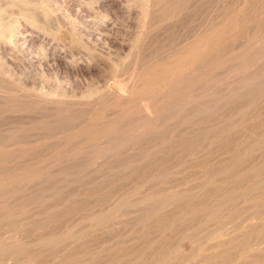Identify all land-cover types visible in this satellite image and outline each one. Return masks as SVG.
Listing matches in <instances>:
<instances>
[{
  "label": "rangeland",
  "instance_id": "1",
  "mask_svg": "<svg viewBox=\"0 0 264 264\" xmlns=\"http://www.w3.org/2000/svg\"><path fill=\"white\" fill-rule=\"evenodd\" d=\"M29 1L31 2L27 5L31 4V12L23 11L27 13L26 18L22 11L18 14L20 5L12 6L4 11L5 14L1 13L3 17L1 16L0 28L3 29L4 25L9 22L12 28L15 27L13 29L19 28L18 33L14 35L16 40L14 41L16 46L14 50L19 55L18 59L22 55V58L32 56L33 52L39 48L47 52L48 55L55 56L54 61L56 62L49 59L48 67L47 65L42 66L44 71L37 69L32 73V76H22L20 68L16 65L17 61L10 55V46L1 43L0 64L12 67V71L15 70L13 73L16 78L11 77L10 87L22 88L28 92V95L30 94V97L33 96L30 92L36 93L38 87H42L44 92L51 96L54 95L53 97L56 99L63 100V103L53 104L54 107H51V104L44 106L42 104L38 108L40 111L33 110L35 113L40 112V115L33 113V116L29 110H26V113L24 109L22 110V106L29 98V96L28 98L25 96L26 94H24L26 101L21 98L23 95L21 94L20 99L19 97L9 98L10 103L0 97L5 102L1 103L0 99V109H2L0 111V169H2L1 166L3 167L0 170V264H147L152 259L149 254L145 255L143 259L135 256L133 260H130L129 256L133 252L142 250L148 244L155 243L163 246L175 243L174 246H177L176 253L174 252V255L167 254V258L161 264H240L241 261V264H259L258 258H262V256L261 262L264 263V238H262L264 237V223H262L264 222V211H262L264 210V191H262L264 188V178H262L264 177L262 176L264 175V166L262 165L264 159L260 156V152L264 149V125H261L264 124V0ZM146 1L152 6H147ZM19 4L27 6L24 3ZM160 5H162L161 8ZM12 19L16 22L14 20L12 22ZM21 32L30 35L21 38L20 36L23 34ZM24 39L27 40L23 43ZM19 45L21 49L17 48ZM28 48H31V51H27L24 56L23 51ZM207 60L210 63L206 62ZM36 72L39 74L37 75ZM17 74L20 78L24 77L20 82L17 81ZM125 78H130L126 79L130 88L124 85ZM31 87L37 88V90L31 91ZM110 93L113 97L109 95ZM117 94L119 97L116 98ZM127 95L135 98L128 99ZM145 96L146 100L143 98ZM33 97L35 98V96ZM111 99L112 105L109 104ZM101 100H106V102ZM11 101H14L15 104L13 105ZM94 101L96 102L94 103ZM22 102L25 103L22 105ZM18 103L22 106H19ZM140 103L148 104V110L150 109L152 113L146 115ZM7 105L12 107L8 108ZM63 105H65L64 108H62ZM13 107H17L21 111L16 110V112L17 108ZM71 107L73 108L71 109ZM132 107L134 108L132 109ZM61 108L63 112L60 111ZM131 109L133 114H131ZM7 110L8 112H6ZM87 110H91L90 114ZM248 112L251 116L247 117ZM20 113L24 114V117H21ZM259 113L260 115H258ZM14 115L16 117L18 115V117L16 118ZM37 116H42L44 122L40 119L41 117L37 118ZM14 118L17 121H14ZM26 118L36 119L33 121L35 124L22 126L20 122L27 120ZM257 118H260L261 121ZM101 120L102 122H100ZM36 121H38L37 124ZM85 121L86 124H89H87L88 126H85ZM109 121L115 124H111ZM92 122L97 128H104L97 130L94 124L91 126ZM116 122L119 124L117 125ZM67 123H70L71 127L68 128ZM104 123L107 124L104 125ZM127 123L129 126H125ZM109 124L111 125L107 126ZM44 125L45 127L42 128ZM252 125L255 126L254 129ZM65 126L67 129L64 128ZM248 126L253 131L248 129ZM117 128L118 130H116ZM259 129H263V131ZM84 130L89 133H85ZM239 130L241 134H239ZM59 132L61 133L59 134ZM197 132H199L198 135ZM11 133L15 136H11ZM32 133H35V136ZM90 133L91 136H88ZM229 133L233 134L229 135ZM258 133L261 134L258 136ZM253 134H256L255 139ZM16 136L20 139L17 140ZM37 137L38 141H36ZM190 137H194L198 142V146L194 150L188 149V143L186 144V140H189ZM12 138H15L13 140L16 143ZM34 139L36 140L33 141ZM101 139L104 140L103 144ZM242 139L246 142L244 143ZM246 139L251 142L249 143V140ZM6 140L11 142L6 143ZM65 140H69V143L62 144ZM109 140L114 143L111 144ZM226 140L230 142L227 144ZM240 141L241 143H239ZM257 141L261 143V146ZM247 142L249 145L254 142L252 146L250 145L251 148ZM25 144L29 148L26 149ZM86 144L88 145L86 146ZM208 144H211L212 147ZM228 145L232 147L230 148ZM241 145L246 146L245 150ZM259 146L262 148L261 150ZM21 147H23L22 151ZM183 147L186 148L187 156ZM204 148L206 151L201 152V149ZM220 148L222 153L219 152ZM252 148L254 151L257 150L253 152ZM71 152L75 155H72ZM78 152L80 153L77 155ZM210 152L212 154H209ZM223 152L225 156L222 157ZM70 154L74 157H71ZM190 155L193 159L187 158L191 157ZM243 155L253 158L252 162L246 166V170L258 167L259 164L261 165L259 167L263 168L261 178L259 177L257 181L258 183L261 181L260 184L263 182V188L262 190L255 188L251 191L252 194L251 192L247 194V197L250 198L249 201L246 195L244 197L241 195L238 196L240 201H237L230 210L224 204L221 205V208L217 201L223 192L215 193V197L211 192L212 188L217 183L222 185L223 190L231 188L229 185H232L234 177L228 178L227 171L232 168L236 169V167H232L233 165L231 166L228 159L240 160L241 157H244ZM220 160L223 161L220 163ZM206 163L209 170L205 168ZM148 164L151 166H146ZM190 164L192 165L189 166ZM10 168L12 170L14 168L16 173H13ZM28 168L32 170L35 168L34 173ZM23 169H27L29 172L25 170V173ZM37 169H40L41 174ZM114 169L118 171H113ZM237 169L242 170V168ZM7 170L9 174L5 175L7 173L4 174L3 171ZM165 171L168 172L165 174ZM218 177L221 180H217ZM210 178L214 179L210 181ZM245 181L238 186L240 188L237 187L239 190L236 189L237 193H241L243 187L251 184L250 180ZM260 191L262 192L260 193ZM211 195H214L213 199ZM102 196H106V198ZM188 197L197 203H194L195 205L190 209L192 207H196V209L190 211L187 207V210L183 211V209L177 208L178 201ZM200 198H202L203 204L201 201L199 202ZM206 204L208 205L206 206ZM242 206L245 207V211L240 209ZM232 210L234 211L231 212ZM186 211H194L200 217L190 220L186 217ZM203 211L205 212L203 213ZM255 212L260 213L259 217L249 220V217ZM262 212L263 214H261ZM149 215H152L151 219H147L150 218ZM247 215L249 216L247 217ZM161 216L162 218H159ZM159 219L163 220L164 224L156 225L154 223ZM170 220L171 223L168 222ZM177 220L184 225L182 223L180 225ZM175 221L179 225L175 224ZM256 221L262 225L259 234L261 239L258 245V253L261 257L258 258L254 256L253 241L249 239L248 233H244L248 226L247 223ZM166 224H169L168 228ZM227 224L229 225L227 226ZM164 227L165 229H163ZM173 227L183 230L182 238L173 233ZM192 235L194 236L192 237ZM194 237L197 240H194ZM158 238L160 241H156ZM175 239L177 242L174 241ZM242 239H245L246 242L241 246L233 243L234 240ZM231 243L233 244L231 245ZM262 246L263 248H261ZM193 249L195 250L193 251ZM16 251L19 253L17 254ZM197 251L199 253L196 254ZM212 257L214 258L211 259ZM175 259L179 262H176ZM183 261L184 263H182Z\"/></svg>",
  "mask_w": 264,
  "mask_h": 264
},
{
  "label": "bare ground",
  "instance_id": "2",
  "mask_svg": "<svg viewBox=\"0 0 264 264\" xmlns=\"http://www.w3.org/2000/svg\"><path fill=\"white\" fill-rule=\"evenodd\" d=\"M33 1H34V0H33ZM147 1H148V0H147ZM147 1H146L147 6H148V5H149V6H152V4L150 5V3H147ZM149 1H150V0H149ZM149 1H148V2H149ZM30 2H31V1H29V0H0V21L2 20V17H3V15H2L1 13H3L4 11H6L7 8L10 9V7L15 6V5H16V6H17V5H18V6L20 5V7H19L20 9L18 10V11H19L18 14L21 13V11H22V12H23V11L26 12L27 10H29V11L31 12V10H30V8H31V4H28V5H27V3H30ZM3 3H4V4H3ZM19 3H24V5H27L29 8H28L27 6H26V7H25V6H22V5L19 4ZM54 3H55V2H54ZM144 3H145V2H144ZM2 4H3V5H2ZM2 6H4V7H2ZM154 6H155V5H154ZM154 6H153V8H154ZM161 6H162V5H160V8H161ZM37 7H38V6H37ZM151 8H152V7H151ZM148 9H149V8H148ZM154 9H155V8H154ZM155 10H156V9H155ZM155 10H154V11H155ZM11 11H13V10H11ZM157 11H158V10H157ZM9 12H10V11H9ZM147 12H148V11H147ZM149 12H150V11H149ZM158 12H159V11H158ZM15 13H17V12H15ZM23 13H24V12H23ZM3 14H5V12H4ZM24 14H25V17H24V18H26V14H27V13H24ZM11 15H12V14H11ZM22 15H23V14H22ZM145 15H146V14H145ZM1 16H2V17H1ZM4 17H5V16H4ZM11 17H12V16H11ZM17 18H18V17H17ZM17 18H15V19H17ZM29 18H32V17L29 16ZM33 18H34V17H33ZM9 20H10V19H9ZM13 20H14V19H12V22H13ZM14 21H15V20H14ZM32 21H33V20H32ZM34 21H36V20H34ZM15 22H16V21H15ZM1 23H2V22H1ZM0 25H1V24H0ZM2 26H3V25H2ZM16 26H17V25H16ZM13 28H15V27H13ZM13 28L11 27L10 22L7 23V24H5L4 27H3V29L0 28V29H1V30H0V44H1V43H4V44H7L8 46H10V47H9V48H11L10 55H11V57H13L14 60L17 61V62H16V65L20 68V70H21V71H20L21 75H22V76H25V77H28V76H30V75L32 76V73H33L35 70H37V69H41V71H44V70H42V66L44 67V65H47L49 59H50V60L52 59V60L54 61V59H55L56 57L53 56V55L51 56V54L48 55L47 52H45L44 50L39 49V48H38L37 51H35V50H36V48H35V50H34L35 52H33L34 54H32V56L29 55L30 57H26V58L23 57V58H22V56H23V55H22V56H20L21 58L18 59L17 56H19V55H18L17 53H15V50H14L15 47H16V46H15V42H14V41H16L15 38H14V35H15L16 33H18L17 30H18L19 28H17V30H16V29H13ZM212 30H213V29H212ZM21 33H23V32H21ZM19 34H20V33H19ZM189 34H190V33H189ZM29 35H30L29 33H26V32H25V33H23L20 37L22 38V37H26V36H29ZM26 40H27V39H24V40H23V43H24ZM29 40H30V39H29ZM19 41H22V40H19ZM19 41H17V42H19ZM17 42H16V43H17ZM19 44H20V43H19ZM21 44H22V43H21ZM25 44H26V43H25ZM28 45H29V44H28ZM3 46H4V45H3ZM24 46H25V45H24ZM26 46H27V45H26ZM29 46H30V45H29ZM29 46H27V47H29ZM22 47H23V46H22ZM31 47H32V46H31ZM36 47H37V46H36ZM0 48H1V46H0ZM17 48H20V45H19V47H17ZM32 48H33V47H32ZM61 48H62V47H61ZM20 49H21V48H20ZM25 49H26V48H25ZM30 49H31V48H30ZM30 49L28 48L26 51H23L24 56L26 55V52H27V51H31ZM194 49H195V48H194V46H193V50H194ZM0 50L2 51V49H0ZM22 50H23V49H22ZM191 50H192V48H191ZM193 50H192V51H193ZM192 51H191V52H192ZM20 52H21V51H20ZM24 52H25V53H24ZM21 54H22V53H21ZM21 54H20V55H21ZM205 55H206V54H205ZM2 56H3V55H2ZM8 56H9V55H8ZM8 56H7V57H8ZM73 56H74V55H73ZM73 56H72V57H73ZM207 56H208V54H207ZM69 57H70V56H69ZM69 57H68V59H69ZM208 57H209V56H208ZM208 57H207V58H208ZM1 58H2V57H1ZM70 58H71V57H70ZM74 58H75V57H74ZM74 58H73V59H74ZM204 58H205V57H204ZM209 59H210V58H209ZM75 60H76V59H75ZM135 60H136V59H135ZM204 60H205V59H204ZM65 61H66V60H65ZM68 61H69V60H68ZM54 62H56V61H54ZM75 62H76V61H75ZM206 62H209V63H210L209 60H207ZM49 63H50V61H49ZM68 63H69V62H68ZM70 63H71V61H70ZM73 63H74V61H73ZM209 63H208V64H209ZM53 64H54V63H53ZM205 64H206V63H205ZM49 65H50V64H49ZM55 65H56V64H55ZM57 65H59V64H57ZM76 66H77V65H76ZM196 66H197V65H196ZM206 66H207V65H206ZM47 67H48V65H47ZM59 67H60V66H59ZM65 67H66V66H65ZM57 68H58V67H57ZM189 68H190V67H189ZM189 68H188V69H189ZM60 69H61V68H60ZM60 69H59V70H60ZM70 69H71V68H70ZM192 69H193V68H192ZM190 70H191V69H190ZM13 71H15V70H13ZM13 71H12V67H6V66L0 64V97H3V98L6 99V100H4V99H1V98H0V99L2 100L1 103H5V102H7V100H8L9 98H11V97H13V99H14V97H19L21 94H23V95H22L23 97L21 96V98H24L25 96H27V98H28V96H29V98L27 99V101H26V99L24 98V100L26 101V104H24L25 102H24V103L22 102V105L24 104L23 106H22L21 104L19 105V103H18V105H19V106H22V110L24 109V112H25L26 110H27V111L29 110V112H31L30 114L35 113V112H33V110H34V111H40V110H38V108H39V106L42 105V104H43V106H44V105H50V104H51V107H52L53 104L57 105L58 103H59V104H62V103H63V100L61 101L60 99H56V98L53 97L54 95L51 96V95H49L48 93L44 92L42 87H38V88H39L38 90H37V88H34V87H33V88H32V87L30 88L31 91H34V90L36 91V90H37L36 93H35V92H34V93H33V92H30V93L33 94V96H35V98H34L33 96L30 97V94L28 95V92L25 91V90L22 89V88H19V87H17V86H16L17 88H15V87H14V88H13V87H10V86H11V79H12L11 77H15V76H14L15 73H13ZM113 71H115V70H113ZM192 71H193V70H192ZM140 72H141V71H140ZM140 72H139V73H140ZM189 72H190V71H189ZM36 73H37V72H36ZM41 73H44V72H41ZM34 74H35V73H34ZM38 74H39V73H37V75H38ZM44 74H45V73H44ZM58 74H59V73H58ZM140 74H141V73H140ZM188 74H189V73H188ZM130 75H131V73H130ZM176 75H177V74H176ZM176 75H175V76H176ZM17 76H18V74H17ZM22 76H21V77H22ZM35 76H36V74H35ZM127 76H128V75H127ZM161 76H162V75H161ZM15 78H16V77H15ZM23 78H24V77L20 78V77L18 76V77H17V79H18L17 81L20 82V80L23 79ZM31 78H32V77H31ZM162 78H163V77H162ZM172 78H173V77H172ZM181 78H182V75H181ZM38 79H39V76H38ZM112 79H113V78H112ZM126 79L129 80L130 78H125L124 80L126 81ZM175 79H177V78H175ZM179 79H180V78H179ZM8 80H9V81H8ZM128 80H127L126 83L124 84V85H126V87L128 86V85H127ZM14 81H15V80H14ZM130 81H131V80H130ZM21 82H22V81H21ZM23 82H24V80H23ZM9 83H10V84H9ZM17 83H18V82H17ZM24 83L26 84V82H24ZM121 83H122V81H121ZM121 83H120V84H121ZM8 84H9V85H8ZM20 84H21V83H20ZM25 84H24V85H25ZM35 84H36V83H35ZM39 84H40V83H39ZM113 84H114V83H113ZM131 84H132V83H131ZM15 85H16V84H15ZM29 85H30V84H29ZM42 85H44V84H42ZM121 85H122V84H121ZM21 86H22V85H21ZM26 86L28 87V85H26ZM36 86H38V85L36 84ZM39 86H41V85H39ZM110 86H111V85H110ZM27 87H26V89H27ZM44 87H45V85H44ZM108 87H109V86H108ZM128 87L130 88V86H128ZM105 88H106V87H105ZM55 90H56V89H55ZM57 90H58V89H57ZM57 90H56V91H57ZM106 90H107V89H106ZM106 90H105V92H106ZM122 90H123V89H122ZM182 90H183V89H182ZM59 91L61 92V90H59ZM119 91H120V90H119ZM119 91H118V92H119ZM109 92H110V91H109ZM118 92H116V93H118ZM147 92H148V91H147ZM149 92H150V91H149ZM151 92H152V91H151ZM58 93H59V92H58ZM93 93H94V92H93ZM103 93H104V92H103ZM111 93H112V92H111ZM111 93L109 94L110 96H112ZM116 93H115V94H116ZM125 93H126V92H125ZM141 93H142V92H141ZM24 94H26V95L24 96ZM95 94H96V93H95ZM107 94H108V93H107ZM112 94H113V93H112ZM186 94H187V93H186ZM117 95H118V96H116V98L119 97V94H117ZM148 95H149V94H148ZM85 96H87V95H85ZM91 96H92V95H91ZM100 96H102V95H100ZM127 96H128V95H127ZM149 96H150V95H149ZM149 96H148V97H149ZM55 97H56V96H55ZM88 97H89V96H88ZM97 97H98V96H97ZM104 97H106V96H105V93H104ZM112 97H113V96H112ZM112 97H111V98H112ZM121 97H122V96H121ZM124 97H125V96H124ZM186 97H187V96H186ZM98 98H99V97H98ZM98 98H97V101H98ZM102 98H103V97H102ZM122 98H123V97H122ZM129 98H133V99H134L135 97H133V96H132V97H129V96H128V99H129ZM138 98H139V97H138ZM140 98H142V97H140ZM143 98L145 99L146 96L143 97ZM143 98H142V99H143ZM151 98H152V97H151ZM17 99H18V98H17ZM19 99H20V97H19ZM89 99H91V98H89ZM95 99H96V98H95ZM109 99H110V98H109ZM114 99H115V98H114ZM119 99H120V98H119ZM146 99H147V98H146ZM146 99H145V100H146ZM148 99H149V98H148ZM3 100H4L5 102H3ZM21 100H22V99H21ZM80 100H81V99H80ZM92 100H93V97H92ZM99 100H100V98H99ZM106 100H107V99H106ZM106 100H105V101L103 100L104 103L106 102ZM124 100H126V98H124ZM131 100H132V99H131ZM131 100H130V101H131ZM139 100H140V99H139ZM14 101H15V100H14ZM14 101H11V102L13 103V105L15 104ZM101 101H102V100H101ZM103 101H102V102H103ZM108 101H109V100H108ZM108 101H107V103H108ZM111 101H112V99L109 101V104L111 103L110 105H112V103H113V102H111ZM113 101H114V100H113ZM130 101H129V102H130ZM135 101H136V100H135ZM150 101H151V100H150ZM150 101H149V102H150ZM8 102H9V100H8ZM66 102H67V101H66ZM91 102H93V101H91ZM95 102H96V101H94V103H95ZM115 102H116V101H115ZM117 102H118V101H117ZM123 102H124V101H123ZM132 102H133V100H132ZM147 102H148V101H147ZM1 103H0V105H1ZM9 103H10V102H9ZM12 103H11V104H12ZM77 103H78V102H77ZM100 103H101V102H100ZM125 103H126V102H125ZM127 103H128V100H127ZM133 103H134V102H133ZM6 104H8V103H6ZM70 104H71V103H70ZM85 104H86V103H85ZM114 104H115V103H114ZM140 104L142 105V109L144 110V112L146 113V115L149 114V113H152V112H150V109L148 110V106H147L148 104H147V105H146V103H143V104L140 103ZM94 105H95V104H94ZM104 105H105V104H104ZM104 105H103V108L105 107ZM106 105H107V104H106ZM7 106H8V105H7ZM7 106H6V107H7ZM9 106H10V104H9ZM9 106H8V108H11V107H12V106H11V107H9ZM16 106H17V105H16ZM64 106H65V105H63L62 108H64ZM89 106H90V105H89ZM101 106H102V105H101ZM114 106H115V105H114ZM114 106H112V107H114ZM130 106H131V105H130ZM153 106H154V105H153ZM6 107H5V108H6ZM53 107H54V106H53ZM68 107H69V106H68ZM98 107H99V105H98ZM108 107H109V106H108ZM13 108H17V107H13ZM13 108H12V109H13ZM20 108H21V107H20ZM44 108H45V107H44ZM44 108H43V109H44ZM62 108H61V109H62ZM66 108H67V107H66ZM66 108H65V110H68V109H66ZM72 108H73V107H71V109H72ZM110 108H111V107H110ZM126 108H127V107H126ZM126 108H125V110H126ZM133 108H134V107H132V109H133ZM6 109H7V108H6ZM47 109H48V108H47ZM51 109H52V108H51ZM61 109H60V111L63 112V109H62V110H61ZM90 109H91V108H90ZM92 109H94V108H92ZM114 109H115V108H114ZM132 109H131L130 111H132ZM139 109H140V108H139ZM1 110H2V109H0V111H1ZM16 110H20V111H21V109H18V108L15 109V111H16ZM45 110H46V109H45ZM58 110H59V109H58ZM65 110H64V112H65ZM137 110H138V109H137ZM20 111H19V112H20ZM42 111H44V110H42ZM56 111H57V110H56ZM76 111H77V110H76ZM87 111H88V110H87ZM89 111H91V110H89ZM89 111H88V112H89ZM92 111H93V110H92ZM134 111H135V109H134ZM154 111H156V110H154ZM6 112H8V110H7ZM16 112H17V111H16ZM24 112H22V113H24ZM47 112H48V111H47ZM57 112H58V111H57ZM57 112H56V113H57ZM67 112H68V111H67ZM69 112H70V111H69ZM88 112H87V113H88ZM135 112H136V111H135ZM2 113H3V111H2ZM9 113L11 114V111H10ZM14 113H15V112H14V110H13V114H14ZM25 113H26V112H25ZM37 113L39 114L40 112H37ZM37 113H35V115H36ZM56 113H55V114H56ZM91 113H92V112H91ZM130 113H131V112H130ZM153 113H154V112H153ZM155 113H156V112H155ZM243 113H244V112H243ZM251 113H252V112H251ZM256 113H257V112H256ZM13 114H12V115H13ZM20 114H21V113H20ZM46 114H47V113H46ZM50 114H51V113H50ZM53 114H54V113H53ZM53 114H52V115H53ZM69 114H70V113H69ZM89 114H90V112H89ZM92 114H93V113H92ZM92 114H91V115H92ZM131 114H133V111H132ZM134 114H135V113H134ZM246 114H247V113H246ZM263 114H264V113H263ZM263 114H262V115H263ZM21 115H22V114H21ZM23 115H24V114H23ZM23 115H22L21 117H24ZM39 115H40V114H39ZM64 115H65V114H64ZM84 115H85V114H84ZM86 115H87V114H86ZM91 115H90V116H91ZM143 115H145V114L143 113ZM143 115H142V116H143ZM146 115H145V116H146ZM149 115H150V114H149ZM255 115H256V114L254 113L253 116L255 117ZM258 115H260V113H259ZM262 115H261V116H262ZM6 116H7V115H6ZM26 116H27V115H26ZM30 116L32 117V115H30ZM33 116H34V114H33ZM59 116H60V115H59ZM88 116H89V115H88ZM88 116H87V117H88ZM92 116H94V115H92ZM96 116H97V115H96ZM129 116H130V115H129ZM133 116H134V115H133ZM178 116H179V115H178ZM246 116L248 117V116H251V115H250V113L248 112V115H246ZM261 116H260V117H261ZM263 116H264V115H263ZM10 117H11V115H10ZM14 117H16V116L14 115ZM17 117H18V115H17ZM17 117H16V118H17ZM38 117H41L40 119H41L42 121L44 120V118H43L42 116H37V118H38ZM46 117H47V116H46ZM46 117H45V118H46ZM50 117H51V116H50ZM55 117H56V116H55ZM84 117H86V116H84ZM94 117H95V116H94ZM106 117H107V116H106ZM116 117H117V116H116ZM148 117H149V116H148ZM243 117H245V116H243ZM257 117H259V116H257ZM1 118H2V117H1ZM16 118H14V121H17ZM19 118H20V117H19ZM19 118H18V119H19ZM33 118H35V117H33ZM33 118H31V119H27V118H26L27 120H25V121L22 120L21 122H20V121H19V122H20V124H21L22 126H24V125H26V124H27V125H32V124H35L33 121L36 120V119L33 120ZM42 118H43V119H42ZM47 118H48V117H47ZM63 118H64V117H63ZM89 118H90V117H89ZM97 118H98V116H97ZM97 118H95V119H97ZM100 118H102V117H100ZM124 118H125V117H124ZM130 118H132V117H130ZM251 118H252V117H251ZM251 118H250V119H251ZM262 118H263V117H262ZM12 119H13V118H12ZM22 119H24V118H22ZM53 119H54V118H53ZM83 119H85V118H83ZM91 119H92V117H91ZM91 119H89V120H90V121L93 120V122H94V119H92V120H91ZM117 119H119V118H117ZM120 119H121V118H120ZM142 119H143V118H142ZM144 119H145V118H144ZM150 119H151V118H150ZM243 119H245V118H243ZM243 119H242V120H243ZM247 119H249V118H247ZM257 119H258V118H257ZM259 119H260V118H259ZM259 119H258V120H259ZM5 120H6V119H5ZM5 120H4V121H5ZM9 120H10V119H9ZM37 120H38V119H37ZM46 120H47V119H46ZM54 120H55V119H54ZM56 120H57V119H56ZM98 120H99V119H98ZM98 120H97V122H98ZM104 120H105V119H104ZM106 120H107V119H106ZM115 120H116V119H115ZM133 120H134V119H133ZM145 120H146V119H145ZM147 120H149V118H147ZM263 120H264V119H263ZM10 121H11V120H10ZM57 121H59V120H57ZM83 121H84V120H83ZM86 121H87V120H86ZM86 121H85V126L88 124V123L86 124ZM95 121H96V120H95ZM125 121H126V120H125ZM143 121H144V120H143ZM244 121H245V120H244ZM247 121H248V120H247ZM259 121H261V120H259ZM1 122H2V121H1ZM19 122H17V123H19ZM40 122H41V121H39V123H40ZM43 122H44V121H43ZM93 122H92L91 126H92L93 124L95 125V123H93ZM97 122H96V123H97ZM100 122H102V120H101ZM109 122L111 123V121H109ZM109 122H107V123H109ZM245 122H246V121H245ZM245 122H244V123H245ZM249 122L251 123V121H249ZM2 123H3V122H2ZM10 123H11V122H10ZM13 123H14V122H13ZM37 123H38V121H36V124H37ZM41 123H42V122H41ZM72 123H73V122H72ZM78 123H79V122H78ZM78 123H77V124H78ZM98 123H99V122H98ZM107 123H104V125L107 124ZM113 123H114V122H112L111 124H113ZM247 123H248V122H247ZM250 123H248V124H250ZM67 124H68V123H67ZM69 124H70V123H69ZM69 124H68V125H69ZM79 124H80V123H79ZM79 124H78V125H79ZM82 124H83V123H82ZM111 124H109V125H107V126H110ZM114 124H115V123H114ZM116 124L118 125L119 122H118V123L116 122ZM142 124H143V123H142ZM242 124H243V123H242ZM254 124H255V123H254ZM41 125H42V124H41ZM88 125H89V124H88ZM88 125H87V126H88ZM94 125H93V126H94ZM98 125H99V124H98ZM174 125H175V124H174ZM229 125H230V124H229ZM235 125H236V124H235ZM245 125H246V124H245ZM245 125H244V126H245ZM256 125H257V124H256ZM261 125H264V124H261ZM63 126H64V124H63ZM63 126H62V127H63ZM76 126H77V125H76ZM76 126H73V127H76ZM102 126H103V124H102ZM115 126H116V125H115ZM119 126H120V125H119ZM125 126H129L128 123H127V125H125ZM220 126H221V125H220ZM237 126H238V125H237ZM250 126H251V125H250ZM40 127H41V126H40ZM40 127H39V128H40ZM44 127H45V125H44L42 128H44ZM47 127H48V126H47ZM47 127H46V128H47ZM62 127H61V128H62ZM69 127H71V126L69 125L68 128H69ZM94 127H96V125H95ZM113 127H114V126H113ZM221 127H222V126H221ZM242 127H243V125H242ZM242 127H241V128H242ZM245 127H246V126H245ZM248 127H249V126H248ZM252 127H253V125H252ZM254 127H255V126H254ZM254 127H253V129H254ZM259 127H260V126H259ZM259 127H257V128H259ZM7 128H8V127H7ZM42 128H41V130H43ZM64 128L67 129L66 126H65ZM77 128H78V127H77ZM96 128H97V127H96ZM99 128H102V129H103L104 127H99ZM99 128H97V130H99ZM108 128H109V127H108ZM210 128H211V127H210ZM210 128H209V129H210ZM215 128H220V127H215ZM229 128H231V127H229ZM250 128H251V127H249L248 129H250ZM18 129L20 130V127H19ZM70 129H71V128H70ZM70 129H69V130H70ZM74 129H75V128H74ZM80 129H81V128H80ZM92 129H93V128H92ZM102 129H101V130H102ZM202 129H203V128H202ZM204 129H205V128H204ZM209 129H208V130H209ZM238 129H239V128H238ZM251 129H252V128H251ZM251 129H250V130H251ZM48 130H50V129H48ZM85 130H86V129H85ZM85 130H84V131H85ZM116 130H118V128H117ZM116 130H115V131H116ZM123 130H124V129H123ZM125 130H126V129H125ZM196 130H197V129H196ZM200 130H201V129H200ZM241 130H242V129H241ZM250 130H249V131H250ZM259 130H262V131H263V129H259ZM259 130H258V131H259ZM8 131H9V130H8ZM51 131H52V130H51ZM60 131H62V130H60ZM64 131H65V130H64ZM67 131H68V130H67ZM92 131H93V130H92ZM128 131H129V130H128ZM198 131H199V129H198ZM243 131H244V130H243ZM245 131H246V129H245ZM247 131H248V130H247ZM251 131H253V130H251ZM251 131H250V132H251ZM256 131H257V130H256ZM65 132H66V131H65ZM87 132H88V131H85V133H87ZM113 132H114V131H113ZM113 132H111V133H113ZM125 132H126V131H125ZM189 132H190V131H189ZM193 132H195V130H193ZM211 132H212V131H211ZM222 132H223V131H222ZM222 132H221V133H222ZM224 132H225V130H224ZM234 132H235V131H234ZM250 132H249V133H250ZM263 132H264V131H263ZM60 133H61V132H59V134H60ZM76 133H77V132H76ZM85 133H84V134H85ZM88 133H89V132H88ZM91 133H92V132H91ZM91 133H90V135H88V136H91ZM108 133H109V132H108ZM190 133H192V131H191ZM198 133H199V132H197V135H198ZM225 133H226V132H225ZM225 133H224V134H225ZM244 133H245V132H244ZM253 133H254V132H253ZM256 133H257V132H256ZM261 133H262V132H261ZM261 133H260V134H261ZM12 134H13V133H11L10 135H11V136H15V135H12ZM19 134H20V133H19ZM29 134H30V133H29ZM32 134H33V133H32ZM34 134H35V133H34ZM34 134H33V135H34ZM36 134H37V133H36ZM80 134H81V133H80ZM92 134H93V133H92ZM129 134H130V133H129ZM161 134H162V133H161ZM182 134H183V133H182ZM186 134H188V133H186ZM204 134H205V133H204ZM207 134H208V133H207ZM209 134H210V133H209ZM216 134H217V133H216ZM232 134H233V133H231V134L229 133V135H232ZM235 134H236V133H235ZM235 134H234V135H235ZM239 134H241V133H240V130H239ZM260 134L258 133V136H259ZM33 135H31V136H33ZM37 135H38V134H37ZM65 135H66V134H65ZM86 135H87V134H86ZM95 135H98V134H95ZM109 135H110V133H109ZM109 135H108V136H109ZM124 135H125V133H124ZM225 135H226V134H225ZM236 135H237V134H236ZM245 135H246V134H245ZM253 135H254V134H253ZM255 135H256V134H255ZM255 135L253 136V138L255 137ZM0 136H1V135H0ZM24 136H25V135H24ZM34 136H35V135H34ZM66 136H68V135H66ZM69 136H70V135H69ZM69 136H68V137H69ZM88 136H87V137H88ZM110 136H111V135H110ZM127 136H128V135H127ZM177 136H180V135H177ZM181 136H182V135H181ZM183 136H184V135H183ZM188 136H191V135H188ZM188 136H187V137H188ZM193 136H194V135H193ZM199 136H200V134H199ZM199 136H197V137H199ZM223 136H224V135H223ZM246 136H247V135H246ZM246 136H245V137H246ZM250 136H251V135H250ZM4 137H5V136H4ZM16 137H17V136H16ZM70 137H71V136H70ZM78 137H80V136H78ZM85 137H86V136H85ZM102 137H103V136H101V138H102ZM202 137H203V135H202ZM218 137H219V136H218ZM225 137H226V136H225ZM228 137H229V136H228ZM228 137H227V139H228ZM238 137H239V135H238ZM240 137H241V135H240ZM248 137H249V136H248ZM64 138H65V137H64ZM64 138H62V139H64ZM89 138H91V137H89ZM105 138H106V137H105ZM112 138H113V137H112ZM249 138H250V137H249ZM261 138H262V137H261ZM7 139H8V138H7ZM13 139H15V138H12V140H13ZM18 139H20V137H19V138L17 137V140H18ZM24 139H25V138H24ZM27 139L30 140V138H28V137H27ZM27 139H26V140H27ZM99 139H100V138H99ZM102 139H104V138H102ZM102 139H101V143L103 144L102 141H104V140H102ZM126 139L129 140L128 138H126ZM188 139H189V140H186V144L188 143V144H187L188 149L194 150V149L198 146V142L196 141V139H194V137H190V138H188ZM219 139H220V138H219ZM229 139H230V138H229ZM232 139H233V138H232ZM234 139H235V136H234ZM244 139H245V138H244ZM244 139H242V141H243ZM254 139H255V138H254ZM0 140H1V138H0ZM8 140H9V139H8ZM35 140H36V139H34L33 141H35ZM86 140L88 141V139H86ZM127 140H126V141H127ZM209 140H210V136H209ZM214 140H216V139H214ZM224 140H225V138H224ZM239 140H240V139H239ZM246 140H249V139H246ZM251 140H252V139H251ZM259 140H260V139H259ZM13 141H14V140H13ZM21 141H22V139H21ZM36 141H38V137H37V140H36ZM59 141H60V140H59ZM68 141H69V140H68ZM68 141L65 140L64 142H62V144L65 143V142H68ZM91 141H92V140H91ZM96 141H97V139H96ZM99 141H100V140H99ZM99 141H98V142H99ZM109 141L111 142V140H109ZM112 141H114V140H112ZM177 141H178V140H177ZM212 141H213V140H212ZM232 141H233V140H232ZM232 141H231V143H232ZM260 141H261V140H260ZM1 142H2V141H1ZM5 142L7 143L8 141L6 140ZM9 142H11V141H9ZM9 142H8V143H9ZM14 142L16 143V141H14ZM25 142H26V141H25ZM80 142H81V140H80ZM94 142H95V141H94ZM98 142H97V143H98ZM107 142H108V140H107ZM224 142H225V141H224ZM226 142H227V144H228L230 141H227V140H226ZM236 142H237V141H236ZM245 142H246V141L244 140V143H245ZM250 142H251V141L249 140V143H250ZM254 142H256V141H254ZM254 142H252V143H254ZM263 142H264V141H263ZM30 143H31V141H30ZM30 143H29V144H30ZM34 143H35V142H34ZM68 143H69V142H68ZM68 143H67V144H68ZM84 143H85V142H84ZM91 143H92V142H91ZM99 143H100V142H99ZM99 143H98V144H99ZM112 143H114V142H111V144H112ZM179 143H180V142H179ZM213 143H214V142H213ZM215 143H216V145H217V142H215ZM233 143H234V141H233ZM239 143H241V141H240ZM252 143L250 144L251 146H252ZM257 143L259 144L260 142L257 141ZM29 144H28V145H29ZM57 144H58V143H57ZM70 144H71V143H70ZM77 144H78V143H77ZM107 144H108V143H107ZM176 144H177V143H176ZM211 144H212V143H211ZM211 144H208V145H209L210 147H212ZM235 144H236V143H235ZM235 144H234V145H235ZM247 144H248V142H247ZM263 144H264V143H263ZM2 145H3V142H2ZM87 145H88V144H86V146H87ZM99 145H101V144H99ZM179 145H180V144H179ZM181 145H182V144H181ZM216 145H215V146H216ZM222 145H223V144H222ZM245 145H246V144H245ZM248 145H249V144H248ZM250 145H249V147H250ZM256 145H257V144H256ZM259 145L261 146V143H260ZM10 146H11V145H10ZM24 146H26V149L29 148L26 144H25ZM24 146H23V147H24ZM93 146L95 147V144H93ZM93 146H92V148H93ZM200 146H201V142H200ZM220 146H221V144H220ZM228 146H229V145H228ZM235 146H236V145H235ZM241 146L244 147V145H241ZM253 146H254V145H253ZM260 146H259V147H260ZM2 147H3V146H2ZM23 147H21V151H22ZM30 147H31V144H30ZM81 147H82V146H81ZM88 147H89V146H88ZM97 147H98V146H97ZM178 147H179V146H178ZM178 147H177V148H178ZM216 147H217V146H216ZM221 147H222V146H221ZM229 147H230V146H229ZM231 147H232V146H231ZM231 147H230V148H231ZM239 147H240V146H239ZM243 147H242V148H243ZM245 147H246V146H245ZM245 147H244V150H245ZM249 147H247V148H249ZM254 147H255V146H254ZM257 147H258V145H257ZM3 148H4V147H3ZM7 148H8V147H7ZM90 148H91V147H90ZM98 148H99V147H98ZM101 148H102V147H101ZM104 148H107V146H106V147L104 146ZM167 148H168V147H167ZM174 148H175V147H174ZM183 148H184L185 151H186V148H185V147H183ZM183 148H182V149H183ZM213 148H214V147H213ZM222 148H223V147H222ZM234 148H235V147H234ZM234 148H233V150H234ZM250 148H251V147H250ZM78 149H79V148H78ZM175 149H176V148H175ZM188 149H187V150H188ZM218 149H219V148H218ZM252 149H253V152H255V151L257 150V149H256V150L254 151V148H252ZM259 149L261 150L262 148L260 147ZM18 150H19V149H18ZM24 150H25V149H24ZM91 150H92V149H91ZM93 150H94V149H93ZM203 150H205V148H204V149H201V152H202ZM212 150H213V149H212ZM236 150H237V149H236ZM239 150H241V149H239ZM244 150H243V151H244ZM25 151H26V150H25ZM84 151H85V150H84ZM168 151H169V150H168ZM177 151H178V150H177ZM177 151H176V152H177ZM180 151H181V150H180ZM205 151H206V150H205ZM216 151H217V150H216ZM229 151H230V150H229ZM249 151H250V150H249ZM251 151H252V150H251ZM76 152H77V151H76ZM85 152H86V151H85ZM176 152H175V153H176ZM182 152H183V151H182ZM194 152H195V151H194ZM203 152H204V151H203ZM219 152L222 153L221 148H220V151H219ZM226 152H227V151H226ZM230 152H232V151H230ZM241 152H242V151H241ZM241 152H240V153H241ZM246 152H247V151H246ZM2 153H3V152H2ZM14 153H15V152H14ZM73 153H74V152H73ZM79 153H80V152H78V153H76V154L78 155ZM169 153H170V152H169ZM179 153H180V152H179ZM199 153H200V152H199ZM5 154H7V153L5 152ZM5 154H4V155H5ZM71 154H72V152H71ZM71 154H70V155H71ZM111 154H112V153H111ZM173 154H174V153H173ZM181 154H182V153H181ZM195 154H196V153H195ZM197 154H198V153H197ZM200 154H201V153H200ZM207 154H208V153H207ZM207 154H206V155H207ZM209 154H212V153L210 152ZM214 154H215V152H214ZM218 154H219V153H218ZM230 154H234V153H230ZM247 154H250V153H247ZM257 154H258V153H257ZM0 155H1V154H0ZM11 155H12V154H11ZM11 155H10V156H11ZM13 155H14V154H13ZM21 155H22V154H21ZM72 155H75V154H72ZM72 155H71V157H74V156H72ZM164 155H165V153H164ZM198 155H199V154H198ZM227 155H228V154H227ZM235 155H237V154H235ZM258 155H259V154H258ZM7 156H8V154H7ZM10 156H9V157H10ZM186 156H187V151H186ZM188 156H189V153H188ZM190 156H191V155H190ZM192 156H194V154H192ZM192 156H191V157H187V158L190 159V158H192ZM223 156H225L224 152H223L222 157H223ZM229 156H230V155H229ZM229 156L226 157V158L228 159ZM239 156H241V155H239ZM243 156H244V157H243V158L241 157L240 160H235V159L232 160V159H230L231 156H230V158L228 159L229 162L231 163V166L233 165L232 167H236V169H233V168H232V169H230L229 171H227L228 178H229V177H230V178L234 177L233 180H232V182H231L232 185H231V184L229 185V186L231 187L229 190H223L222 185H221L220 183L215 184L213 188L210 187V186L213 184L212 182H211L212 184H211L210 186H208V187L212 188V191H211V192H213L214 195H215V193L217 194V193L223 192V194L221 195L220 199L217 201L218 204H220V207H221V208H222L221 205L224 204V205H227V209L230 210L231 208H233V206L236 204L237 201H240V200H239V199H240L239 197H240L241 195H242L243 197L246 195V197H247V194H249L253 189L256 188V190H257V189L262 190V188H263V184H264V183L262 182L263 184H262V183L260 184L261 181H259V183L257 182L258 179H259V177H260V176L262 175V173H263V172H262L263 168H262V167H259V166H261V165L259 164L260 161L258 160V161H259V162H258V164H259L258 167L255 166V168H253V169H250V170L248 169V170H246V169H247L246 166H248V164H250V163L252 162L253 158H252V156H245V155H243ZM255 156L258 157L257 155H255ZM260 156L262 157V159H264V149L260 152ZM68 157H70V156H68ZM195 157H196V156H195ZM200 157H201V156H200ZM200 157H199V158H200ZM202 157H203V155H202ZM205 157H206V156H205ZM256 157H255V158H256ZM2 158H4V157H2ZM11 158H13V157L11 156ZM181 158H182V157H181ZM255 158H254V159H255ZM6 159H7V158H6ZM14 159H15V158H14ZM189 159H188V160H189ZM192 159H193V158H192ZM196 159H198V158H196ZM200 159H201V158H200ZM200 159H198V160H200ZM224 159H225V158H224ZM236 159H237V158H236ZM262 159H261V161H262ZM3 160H4V159H3ZM152 160H153V159H152ZM158 160H159V158H158ZM225 160H226V159H225ZM228 160L226 161V163L228 162ZM255 160H256V159H255ZM13 161H14V160H13ZM27 161H28V160H27ZM153 161H155V160H153ZM156 161H157V159H156ZM161 161H162V160H161ZM182 161H183V160H182ZM221 161H223V160H220V163H221ZM166 162H167V161H166ZM193 162H194V161H193ZM207 162H208V161H207ZM211 162H212V160H211ZM262 162H263V161H262ZM143 163H144V162H143ZM161 163H162V162H161ZM254 163H256V162H254ZM15 164H16V163H15ZM146 164H147V163H146ZM149 164H150V163H149ZM149 164L146 165V166H149ZM158 164H159V163H158ZM163 164H165V163H163ZM203 164H204V163H203ZM206 164H207V163H206ZM218 164H219V163H218ZM224 164H225V163H224ZM111 165H112V164H111ZM143 165H144V164H143ZM191 165H192V164H190L189 166H191ZM193 165H194V163H193ZM201 165H202V164H201ZM210 165H211V164H210ZM214 165H215V164H214ZM255 165H257V164H255ZM262 165L264 166V164H262ZM119 166H120V165H119ZM150 166H151V165H150ZM150 166H149V167H150ZM205 166H206L205 168H207L208 164L205 165ZM223 166H224V165H223ZM223 166H222V167H223ZM231 166H230V168H231ZM252 166H253V165H252ZM11 167H12V166H11ZM19 167H20V166H19ZM26 167H27V166H26ZM29 167H30V166H29ZM61 167H62V166H61ZM136 167H137V166H136ZM195 167L197 168V166H195ZM195 167H194V168H195ZM209 167H210V166H209ZM218 167H219V166H218ZM1 168L3 169L2 166H1ZM111 168H112V166H111ZM154 168H157V167H154ZM154 168H153V169H154ZM189 168L191 169V167H189ZM189 168H188V169H189ZM201 168H202V166H201ZM203 168H204V167H203ZM226 168H227V166H226ZM237 168H242V170H239V169H237ZM248 168H249V167H248ZM2 169H0V170H2ZM6 169H7V168H6ZM10 169H11V168H10ZM17 169H18V168H17ZM19 169H20V168H19ZM28 169H29V168H28ZM30 169H31V168H30ZM30 169H29V170H30ZM116 169H117V168H116ZM139 169H141V168H139ZM143 169H144V168H143ZM207 169H208V168H207ZM11 170H12V169H11ZM14 170H15V169L13 168V170H12L13 173L15 172ZM23 170H24V169H23ZM25 170H27V169H25ZM25 170H24V172H25ZM29 170H27L26 172H29ZM31 170H32V169H31ZM34 170H35V168L32 170V173H34V172H33ZM37 170L39 171L40 169H37ZM108 170H109V169H108ZM144 170H145V169H144ZM162 170H163V169H162ZM191 170H192V169H191ZM201 170H202V169H201ZM208 170H209V169H208ZM223 170H225V169H223ZM227 170H228V169H227ZM17 171H18V170H17ZM20 171H21V170H20ZM20 171H18V172H20ZM41 171H42V169H41ZM43 171H44V170H43ZM95 171L97 172L98 170H95ZM105 171H106V169H105ZM113 171H116V170L114 169ZM117 171H118V170H117ZM117 171H116V172H117ZM133 171H134V170H133ZM133 171H132V172H133ZM156 171H157V170H156ZM3 172H4V174H5V173H7V172H9V171L7 170V171H3ZM3 172H2V174H3ZM21 172H22V171H21ZM21 172H20V173H21ZM24 172H23V174L26 173V172H25V173H24ZM39 172H40V171H39ZM45 172H46V170H45ZM102 172H103V171H102ZM119 172H120V171H119ZM128 172H129V171H128ZM148 172H149V171H148ZM148 172H147V173H148ZM167 172H168V171H167ZM167 172L165 171V174H166ZM202 172H203V170H202ZM223 172H224V171H223ZM225 172H226V171H225ZM228 172H229V173H228ZM15 173H16V172H15ZM42 173H43V172H42ZM91 173H92V172H91ZM93 173H94V171H93ZM135 173L138 174L137 171H135ZM140 173H141V172H140ZM140 173H139V175H140ZM216 173H218V172H216ZM2 174H1V175H2ZM8 174H9V173H7V174H5V175H8ZM18 174H19V173H18ZM40 174H41V172H40ZM94 174H95V173H94ZM97 174H98V173H97ZM133 174H134V173H133ZM150 174H151V173H150ZM21 175H22V174H21ZM21 175H20V176H21ZM106 175H107V173H106ZM106 175H105V176H106ZM115 175H116V174H115ZM119 175H120V174H119ZM119 175H117V176H119ZM135 175H136V174H135ZM144 175H145V174H144ZM160 175H162V174H160ZM222 175H223V174H222ZM224 175H225V173H224ZM227 175H226V176H227ZM23 176H24V175H23ZM31 176H32V175H31ZM121 176H122V175H121ZM162 176H163V175H162ZM211 176H212V175H211ZM262 176H264V175H262ZM107 177H109V176H107ZM140 177H141V175H140ZM4 178H5V177H4ZM118 178H119V177H118ZM218 178H219V177H218ZM220 178H221V175H220ZM220 178L217 179V180H221ZM223 178H224V177H223ZM223 178H222V179H223ZM260 178H261V177H260ZM262 178H264V177H262ZM116 179H117V178H116ZM122 179H123V177H122ZM211 179H214V178H210V181H211ZM223 180H224V179H223ZM228 180H229V179H228ZM245 180H246V181H247V180H248V181L250 180V181H251V184H250L249 186H247V187H243L241 193H237V192H236L237 187L240 186V185H242V183H243ZM229 181H230V180H229ZM246 181H245V182H246ZM248 181H247V182H248ZM148 183H149V182H148ZM205 184L207 185V183H205ZM227 185H228V184H227ZM227 185H226V186H227ZM117 186H118V185H117ZM117 186H116V187H117ZM122 186H123V185H122ZM159 186H160V185H159ZM124 187H125V186H124ZM157 187H158V186H157ZM202 187H204V186H202ZM206 187H207V186H206ZM189 188H190V187H189ZM238 188H240V187H238ZM113 189H114V188H113ZM113 189H112V190H113ZM114 190H115V189H114ZM131 190H132V189H131ZM160 190H161V189H160ZM237 190H238V189H237ZM132 191H133V190H132ZM238 191H239V190H238ZM262 191H264V188H263ZM262 191H260V193H261ZM162 192H163V191H162ZM187 192H189V191H187ZM257 192H258V191H257ZM80 193H81V192H80ZM94 193H95V192H94ZM173 193H174V192H173ZM192 193H193V192H192ZM86 194H87V193H86ZM113 194H114V193H113ZM183 194H184V192H183ZM210 194H211V193H210ZM220 194H221V193H220ZM251 194H252V192H251ZM118 195H119V194H118ZM178 195H179V193H178ZM195 195H196V194H195ZM195 195H194V196H195ZM214 195H211V196H212V197H211L212 199H213V196H214ZM180 196H181V195H180ZM238 196H239V197H238ZM253 196H254V194H253ZM255 196H256V194H255ZM94 197H95V196H94ZM102 197H103V196H102ZM183 197H184V195H183ZM201 197H202V196H201ZM215 197H216V195H215ZM217 197H218V196H217ZM243 197H241V198H243ZM100 198H101V197H100ZM103 198H106V196L103 197ZM136 198H137V197H136ZM180 198H181V197H180ZM247 198H248V201H249V199H250L249 196H248ZM254 198H255V197H254ZM157 199H158V198H157ZM195 199H196V198H195ZM200 199H201V200H199V202H200V201L202 202V198H200ZM203 199H204V198H203ZM209 199H210V198H209ZM258 199H259V198H258ZM263 199H264V198H263ZM155 200H156V199H155ZM159 200H160V198H159ZM193 200H194V199H193ZM193 200H192L191 198H189V197H188V198H184V199H182L181 201H178V200H177V201H178V203L176 204V205H177V208L179 207L180 210L183 209V211H185V209L187 210V207H189L188 209H190V207L193 206V205H195L194 203H196V202H194L195 200H194V201H193ZM245 200H246V199H245ZM103 201H104V200H103ZM213 201H214V200H213ZM215 201H216V198H215ZM215 201H214V202H215ZM242 201H243V200H242ZM242 201H241V202H242ZM257 201H258V200H257ZM197 202H198V201H197ZM204 202H205V201H204ZM207 202H208V201H207ZM250 202H252V200H250ZM260 202H261V201H260ZM260 202H259V203H260ZM57 203H58V202H57ZM170 203H171V202H170ZM170 203H169V204H170ZM175 203H176V202H175ZM208 203H209V202H208ZM257 203H258V202H257ZM196 204H197V203H196ZM198 204H199V203H198ZM202 204H203V202H202ZM211 204H212V203H211ZM211 204H210V205H211ZM244 204H245V203H244ZM157 205L160 206V204H157ZM172 205H173V204H172ZM176 205H175V206H176ZM207 205H208V204H206V206H207ZM239 205H240V204H239ZM247 205H248V204H247ZM121 206H122V205H121ZM198 206H199V205H198ZM202 206H204V205H202ZM216 206H217V205H216ZM263 206H264V205H263ZM200 207H201V206H200ZM200 207H199V208H200ZM212 207H213V206H212ZM212 207H211V208H212ZM235 207H236V206H235ZM235 207H234V209H235ZM18 208H19V207H18ZM194 208L196 209V207H192V209H194ZM197 208H198V207H197ZM236 208H238V207H236ZM263 208H264V207H263ZM263 208H262V209H263ZM153 209H154V208H153ZM192 209H190V211H191ZM214 209H215V208H214ZM217 209H219V208H217ZM240 209H243V210L245 211V207H243V206L240 207ZM114 210H116V209H114ZM118 210H119V209H118ZM156 210H157V209H156ZM159 210H161V209L159 208ZM201 210H202V207H201ZM201 210H199V211H201ZM219 210H220V209H219ZM221 210H222V209H221ZM221 210H220V211H221ZM248 210H249V209H248ZM110 211H111V210H110ZM152 211H153V210H152ZM152 211H151V212H152ZM174 211H175V210H174ZM183 211H182V213H183ZM190 211H188L189 213L186 211V214H187L186 217H188V219L191 220V219H194L195 217H200V215H197L196 212H194V211H193V212H190ZM206 211H207V210H206ZM208 211H209V209H208ZM211 211H212V210H211ZM214 211H216V210H214ZM224 211H225V210H224ZM233 211H234V210H232L231 212H233ZM249 211H250V210H249ZM253 211H254V210H253ZM253 211H252V212H253ZM262 211H264V210H262ZM156 212H157V211H156ZM156 212H155V214H156ZM204 212H205V211H203V213H204ZM227 212H228V211H227ZM239 212H240V211H239ZM258 212H259V211H258ZM258 212H255V213H253L252 215L250 214L251 216L249 217V220H251V219H257V218L259 217V214H260V213H258ZM111 213H112V212H111ZM111 213H110V214H111ZM114 213H115V212H114ZM175 213H176V212H175ZM182 213H181V214H182ZM184 213H185V212H184ZM198 213H199V212H198ZM207 213H208V212H207ZM212 213H213V211H212ZM217 213H218V212H217ZM229 213H230V212H229ZM84 214H85V213H84ZM150 214H152V213H150ZM162 214H163V213H162ZM179 214H180V213H179ZM181 214H180V215H181ZM200 214H201V213H200ZM205 214H206V213H205ZM215 214H216V213H215ZM237 214H238V213H237ZM261 214H263V212H262ZM108 215H109V213H108ZM153 215H154V214H153ZM175 215H176V214H175ZM202 215H203V214H202ZM206 215H207V214H206ZM210 215H211V214H210ZM149 216H150V215H149ZM151 216H152V215H151ZM151 216H150V218H147V217H146V218H147V219H151ZM155 216H156V215H155ZM208 216H209V215H208ZM225 216H226V215H225ZM225 216H224V218H225ZM227 216H228V215H227ZM238 216H239V215H238ZM238 216H237V217H238ZM243 216H244V215H243ZM243 216H242V217H243ZM248 216H249V215H247V217H248ZM104 217H108V216H104ZM164 217H165V216H164ZM164 217H163V218H164ZM184 217H185V216H184ZM235 217H236V216H235ZM239 217H240V216H239ZM242 217H241V218H242ZM247 217H246V218H247ZM42 218H43V217H42ZM101 218H102V217H101ZM159 218H162V216L159 217ZM203 218H204V217H203ZM217 218H218V217H217ZM219 218H220V217H219ZM261 218H263V217H261ZM103 219H104V218H103ZM107 219H108V218H107ZM107 219H106V220H107ZM153 219H154V218H153ZM153 219H152V220H153ZM167 219H168V218H167ZM180 219H181V218H180ZM185 219H186V218H185ZM198 219H199V218H198ZM198 219H195V220L197 221ZM226 219H227V218H226ZM238 219H239V218H238ZM172 220H173V218H172ZM175 220H176V219H175ZM210 220H211V219H210ZM218 220H219V219H218ZM165 221H166V218H165ZM184 221H185V220H184ZM184 221H183V222H184ZM196 221H195V222H196ZM198 221H199V220H198ZM204 221H205V220H204ZM221 221H222V220H221ZM244 221H245V220H244ZM260 221H261V220H260ZM9 222H10V221H9ZM153 222H154V221H153ZM168 222L171 223V220L168 221ZM177 222H179V220H177ZM185 222H186V221H185ZM200 222H201V220H200ZM200 222H199V223H200ZM202 222H203V220H202ZM219 222H220V221H219ZM219 222H218V223H219ZM237 222H238V221H237ZM245 222H246V221H245ZM256 222H257V221H256ZM256 222H255V223H250V222H249L250 224L247 223L248 226H247V229L244 231V233H248V237H249V239L253 241V242H252V243H253V248H252V249L255 250V254H254V256H256V257L258 258V257H261L260 253H258V250H259V249H258V245H259V243H260V239H261V238H259V234H260V232H261L262 225L258 224L259 222H257V224H256ZM261 222H262V221H261ZM154 223H156V225H162V224H164L163 220H160V219L157 220V221H155ZM174 223L179 225L180 222H179V223H176V221H175ZM181 223H182V222H181ZM181 223H180V225H181ZM187 223H189V222H187ZM190 223H191V222H190ZM197 223H198V222H197ZM262 223H264V222H262ZM172 224H173V223H172ZM195 224H196V223H195ZM214 224H215V223H214ZM229 224H230V223H229ZM229 224H227V226H228ZM234 224H235V223H234ZM238 224H239V223H238ZM154 225H155V224H154ZM156 225H155V226H156ZM170 225H171V224H170ZM182 225H184V224L182 223ZM186 225H187V224H186ZM191 225H192V223H191ZM202 225H203V224H202ZM202 225H200V226H202ZM210 225H213V224H210ZM241 225H242V224H241ZM241 225H240V226H241ZM166 226H167V228H168V227H169V224H168V225L166 224ZM188 226H189V225H188ZM198 226H199V224H198ZM198 226H197V227H198ZM203 226H204V225H203ZM208 226H209V224H208ZM214 226H215V225H214ZM225 226H226V225H225ZM237 226H238V225H237ZM159 227H160V226H159ZM159 227H158V229H159ZM209 227H210V226H209ZM209 227H208V228H209ZM238 227H239V226H238ZM238 227H237V228H238ZM115 228H116V227H115ZM161 228H162V226H161ZM161 228H160V229H161ZM190 228H191V227H190ZM195 228H196V227H195ZM200 228H201V227H200ZM206 228H207V227H206ZM229 228H230V227H229ZM245 228H246V227H245ZM245 228H244V229H245ZM119 229H120V228H119ZM163 229H165V227H164ZM172 229H173V233H174V234H177V235L181 236L180 238H182V232H183V230L181 231V229H180V228H177V227H175V228L173 227ZM185 229H186V228H185ZM198 229H199V228H198ZM222 229H223V228H222ZM227 229H228V228H227ZM135 230H136V229H135ZM208 230H209V229H208ZM212 230H213V229H212ZM220 230H221V229H220ZM228 230H229V229H228ZM228 230H227V231H228ZM5 231H6V230H5ZM161 231H162V230H161ZM170 231H172V230H170ZM202 231H203V229H202ZM215 231H216V230H215ZM215 231H214V232H215ZM115 232H116V230H115ZM162 232H163V231H162ZM199 232H200V230H199ZM205 232H207V231H205ZM214 232H213V233H214ZM223 232H225V231H223ZM230 232H231V231H230ZM239 232H240V230L238 231V233H239ZM185 233H186V232H185ZM208 233H209V232H208ZM216 233H217V232H216ZM242 233H243V232H242ZM244 233H243V234H244ZM174 234H173V236H175ZM210 234H212V233H210ZM219 234H220V233H219ZM226 234H227V233H226ZM236 234H237V233H236ZM158 235H159V234H158ZM189 235H190V232H189ZM185 236H186V235H185ZM193 236H194V235H192V237H193ZM222 236H224V235H222ZM236 236H237V235H236ZM238 236H239V235H238ZM240 236H241V235H240ZM245 236H246V235H245ZM3 237H4V236H3ZM57 237H58V236H57ZM143 237H144V236H143ZM246 237H247V236H246ZM49 238H50V236H49ZM159 238H160V237H159ZM159 238H158L156 241H158ZM176 238H177V236H176ZM183 238H184V237H183ZM262 238H264V237H262ZM249 239H248V240H249ZM48 240H49V239H48ZM178 240H179V238H178ZM194 240H197V238L195 239V237H194ZM201 240H202V239H201ZM226 240H228V239H226ZM45 241H46V240H45ZM74 241H75V240H74ZM159 241H160V240H159ZM161 241H162V239H161ZM174 241L177 242L176 239H175ZM174 241H172V242H174ZM210 241H211V240H210ZM215 241H216V240H215ZM229 241H230V240H229ZM229 241H228V242H229ZM49 242H50V241H49ZM107 242H108V241H107ZM170 242H171V241H170ZM187 242H189V240H187ZM226 242H227V241H226ZM245 242H246V240H245V239H244V240L242 239V240H240V241L234 240L233 243H235V244L241 246V245L244 244ZM249 242H250V241H249ZM134 243H135V242H134ZM166 243H167V242H166ZM181 243H183V242L181 241ZM198 243H199V242H198ZM198 243H197V244H198ZM206 243H207V242H206ZM233 243H231V245H232ZM250 243H251V242H250ZM54 244H55V243H54ZM146 244H147V243H146ZM146 244H145V245H146ZM157 244H158V243H157ZM174 244H175V243H174ZM174 244H171V245H170V244H169V245L166 244V246H165V245L163 246V245H161V244L156 245V243L153 244V245H150V244H148L147 246L144 245L145 247H143L142 250H139V251H137V252H133V253H131V254L129 253V254H130L129 257H130V260H133L135 256L141 257V258L143 259V257H145V255H148V254H149V255L152 256V257H151L152 259H151L147 264H161V263H163L164 259L167 258V254H173V255H174L175 248L177 247V246H174ZM183 244H184V243H183ZM185 244H186V242H185ZM222 244L224 245V243H222ZM228 244H229V243H228ZM235 244H234V245H235ZM247 244H248V243H247ZM262 244H263V243H262ZM55 245H56V244H55ZM63 245H64V244H63ZM167 245H168V246H167ZM180 245H182V244H180ZM180 245H179V246H180ZM198 245H200V244H198ZM204 245H205V244H204ZM218 245H219V244H218ZM234 245H233V246H234ZM237 245H236V246H237ZM52 246H53V245H52ZM228 246H229V245H228ZM61 247H62V246H61ZM61 247H60V249H61ZM89 247H91V246H89ZM237 247H238V246H237ZM15 248H16V247H15ZM56 248H57V246H56ZM81 248H82V247H81ZM225 248L227 249V247H225ZM225 248H224V249H225ZM229 248H231V247H229ZM229 248H228V249H229ZM245 248H246V247H245ZM261 248H263V246H262ZM43 249H44V248H43ZM46 249H47V246H46ZM203 249H204V248H203ZM203 249H202V250H203ZM240 249H241V248H240ZM82 250H83V248H82ZM119 250H120V249H119ZM121 250L123 251V249H121ZM194 250H195V249H193V251H194ZM253 250H252V251H253ZM20 251H21V250H20ZM42 251H43V250H42ZM49 251H50V250H49ZM130 251H131V250H130ZM217 251H218V250H217ZM223 251H224V250H223ZM236 251H237V250H236ZM243 251H245V250H243ZM249 251H250V250H249ZM16 252H17V251H16ZM16 252H15V253H16ZM78 252H79V251H78ZM85 252H87V251H85ZM96 252H97V251H96ZM105 252H106V251H105ZM131 252H132V251H131ZM178 252H179V251H178ZM230 252H231V250H230ZM232 252H233V251H232ZM237 252H238V251H237ZM247 252H248V251H247ZM247 252H246V254H247ZM263 252H264V251H263ZM18 253H19V252H17V254H18ZM73 253H74V252H73ZM175 253H176V252H175ZM179 253H180V252H179ZM197 253H199V252L197 251L196 254H197ZM225 253H226V252H225ZM225 253H224V254H225ZM234 253H235V252H234ZM238 253H239V252H238ZM244 253H245V252H244ZM4 254H5V253H4ZM196 254H195V255H196ZM216 254H217V253H216ZM216 254H214V255H216ZM13 255H14V254H13ZM218 255H219V254H218ZM231 255H232V254H231ZM247 255H248V254H247ZM249 255H250V254H249ZM22 256H23V255H22ZM98 256H99V255H98ZM100 256H101V255H100ZM111 256H112V255H111ZM169 256H170V255H169ZM171 256H172V255H171ZM202 256H203V255H202ZM204 256H205V254H204ZM225 256H226V255H225ZM15 257H16V256H15ZM148 257H149V256H148ZM218 257H219V256H218ZM220 257H221V256H220ZM234 257H235V256H234ZM236 257H237V256H236ZM244 257H245V256H244ZM91 258H92V257H91ZM126 258H127V257H126ZM203 258H204V257H203ZM213 258H214V257H212L211 259H213ZM230 258H232V257H230ZM242 258H243V256H242ZM262 258H263V256H262ZM262 258H258V262H259V264H264L263 262H261V260H263ZM2 259H3V258H2ZM142 259H141V260H142ZM181 259H182V258H181ZM236 259H239V258H236ZM37 260H38V259H37ZM109 260H110V259H109ZM111 260H112V259H111ZM128 260H129V259H128ZM141 260H140V261H141ZM175 260H176V259H175ZM183 260H185V259L183 258ZM201 260H202V259H201ZM228 260H229V259H228ZM243 260H244V259H243ZM142 261H143V260H142ZM142 261H141V262H142ZM167 261H168V260H167ZM188 261H189V260H188ZM240 261H241V260H240ZM246 261H248V260H246ZM38 262H39V261H38ZM67 262H68V261H67ZM136 262H138V261H136ZM146 262H147V261H146ZM174 262H175V261H174ZM176 262H179V261L176 260ZM241 262H242V261H241ZM241 262H240V264H241ZM170 263H171V262H170ZM182 263H184V261H183ZM36 264H37V263H36ZM39 264H40V263H39ZM70 264H73V263H70ZM168 264H169V263H168ZM173 264H174V263H173ZM236 264H237V263H236Z\"/></svg>",
  "mask_w": 264,
  "mask_h": 264
}]
</instances>
